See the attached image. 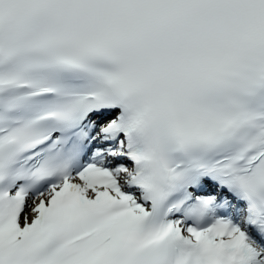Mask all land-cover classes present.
I'll return each instance as SVG.
<instances>
[{
    "label": "snow or ice",
    "instance_id": "1",
    "mask_svg": "<svg viewBox=\"0 0 264 264\" xmlns=\"http://www.w3.org/2000/svg\"><path fill=\"white\" fill-rule=\"evenodd\" d=\"M0 264H264V0H0Z\"/></svg>",
    "mask_w": 264,
    "mask_h": 264
}]
</instances>
